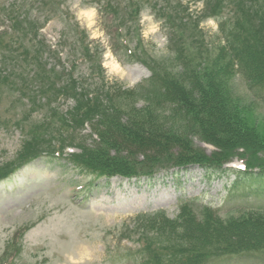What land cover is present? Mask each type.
Returning a JSON list of instances; mask_svg holds the SVG:
<instances>
[{"label":"rangeland","instance_id":"1","mask_svg":"<svg viewBox=\"0 0 264 264\" xmlns=\"http://www.w3.org/2000/svg\"><path fill=\"white\" fill-rule=\"evenodd\" d=\"M12 8L18 9L17 23L27 24L0 42V178L7 176L0 180V264L164 263L198 251L187 246L196 239L189 230L196 232L205 251L226 252L225 239L235 245L229 250L246 251L189 264H264V178H259L260 173L240 178L229 172L244 169L237 157L218 171L205 168L221 162L215 157L218 148L209 144L207 128L199 123L200 116L189 113L182 130L176 127L179 118L161 124L175 142L171 159L191 156L200 161L148 178L107 177L65 160L71 154H83V145L96 150L97 137L90 123L78 129L63 127L60 118L76 106L74 99L48 102L37 95L39 82L34 80L44 65L48 71L55 68L59 75L53 78L59 79L65 69L70 70L71 57L85 52L93 60L79 65L73 79L95 73L105 86L117 83L132 89L151 77L145 63L167 82L183 74L197 79L207 91L210 83H217L211 62L222 40L219 22L231 21L232 27L252 37L253 29L264 25V0H0V9ZM2 17L0 13V33L11 24L6 17L3 26ZM118 44L134 54L129 63L124 53L117 55L114 50ZM57 52L61 60L55 59ZM24 73L31 79L33 99L17 89ZM68 78L61 83L66 85ZM220 82L226 84V98L240 111L236 116L239 133L234 132L238 139L231 136L235 139L228 144L232 149L225 150L224 156L247 152L252 154L251 161L264 163V98L252 94L240 73ZM150 92L137 94L142 100L135 108H145L148 100L151 109L159 110L158 105L168 115L169 106L156 105ZM195 96L199 98L200 93L196 91ZM102 110L98 112L103 121L116 120L117 125L136 131L127 116L107 113L105 106ZM60 129L74 131L64 143L58 138ZM72 136L73 141L78 138L75 145H69ZM62 145L63 153L53 155L55 146ZM184 145L188 149L180 152ZM138 147L127 150L122 144L110 145L107 154L115 156L112 150H116L117 157L134 165L144 156L157 164L167 153ZM38 151L43 155L37 156ZM181 203L188 204L196 222L180 218ZM159 212L170 225L155 229L159 221L153 216ZM248 215L260 219L253 223ZM149 255L155 259L151 261Z\"/></svg>","mask_w":264,"mask_h":264},{"label":"trees","instance_id":"2","mask_svg":"<svg viewBox=\"0 0 264 264\" xmlns=\"http://www.w3.org/2000/svg\"><path fill=\"white\" fill-rule=\"evenodd\" d=\"M17 12V8H12L10 10L2 9V25H6V17L11 20V24L5 31H2L0 33L1 44L3 43L2 40L9 33H12L13 30L16 31L17 28H21V26L27 24V21H24L26 22L25 24L24 22L17 23V19L19 18L18 17L15 19ZM213 18L216 17L213 16ZM231 24L232 22L227 20H221L219 22L218 30L222 35V40L219 42L220 44L217 46L215 56L213 57L211 62L212 75L215 77V80H217V83L216 81L214 84L210 83L207 86V91H203L201 89L197 79L189 76L185 77L183 74L180 76L173 75V77L171 76L172 78L170 82H167L160 77L159 73L154 71L155 69L150 68L145 63L143 64L150 70L152 76L148 80L140 83L132 89L126 90L117 83H112L109 86H105L103 85V82L100 83V74L96 75L95 73H92V77L89 76L87 78L77 80L73 79V74L74 72H76L79 65L86 63L89 60L91 63V60H93V58H91L88 54L85 55V52L79 57H75L76 54H74L73 57H71L73 60H69L70 70L67 71V69H65L66 73L62 72L60 78L57 80L53 78V74L59 75L55 68L48 71L46 70L44 65L40 73L35 72L36 79L34 80L39 82L37 95L38 93H40L44 98L47 97L46 99L48 102L51 99V101H55L56 98L74 99L76 106L70 113L64 114L60 118V123L63 125V127H69L71 129L72 127H74L75 129H78L84 123H90L93 128L92 131L97 137V143L103 145V147L101 146L102 148H98V144V147H96L97 151L92 150L86 145H83V154L70 155V158L68 160L73 163L76 168H81L83 170L96 173L101 172L103 173L102 175L107 177H152L156 172H159L163 169L182 168L183 166H186L188 162L191 163L200 160L193 161L191 160L193 159L191 156H184V159L180 160H177L176 158L171 159L173 158L172 152L174 151L173 146L175 142L172 141L173 138L170 137L169 133L167 132L166 126H163L161 124L168 120H171L173 123L176 122V118H179L178 120L180 122L178 121L176 127L178 128V130H182L186 126L187 115L191 113L193 117V115H195L196 113L201 118V122H198L207 128L206 132L208 133L207 136L210 140L209 144L218 148V152L215 154V157L219 159L217 160V162H221L216 163L218 166L204 165L205 168L218 171V168H222L224 164L230 162L231 157H237L244 162L245 170L235 171L231 169V171L229 172H236L240 178H251L258 176V173H260L261 176L259 175V178H264V163H258L256 162V160L251 161L252 154L246 152L245 154L242 153L240 155L235 154L233 156L229 155V157H226V155L224 156V154L226 153L225 150H229V148L232 149V147L228 146V144H231V141L235 140L234 138H237V136L239 135L234 134V132L239 133L238 131L240 129V125L237 128L236 124L240 122L238 118H236V116L238 117V112L240 111L237 109V107H234L232 105V100L226 98V84L221 83L220 81L226 82L229 79H233L237 75V73H240L243 78L249 83L252 94L254 96H261L262 98H264V25L261 26L262 28L256 29L255 31L253 29L252 37H250L245 30L238 29L237 27H232ZM116 47L119 52L124 50V48L119 44ZM38 55L41 56L42 60V52H39ZM59 55L60 52H57V54L55 55L56 60H61ZM133 55L130 54L129 56ZM126 56L129 57L128 53L126 54ZM38 60L39 58L37 56L36 61ZM188 60L191 62L190 58H188ZM64 77H69L66 85L64 84V82L61 83V80L64 79ZM20 78L23 80V82L21 83V87L17 86V89L26 91V94H24V96H29L30 99H33V96H35V92L31 89L32 84L28 83L31 79L27 76L26 73H24ZM79 88L81 89V91L77 92ZM144 90L151 91L150 93H152L156 98V105L157 103L168 105L169 114L166 115V111L162 110L163 107H159L158 105L157 108L159 110L151 109L152 101L149 102L148 100L146 101L147 106L145 108L136 109L135 106L140 100H142V98L137 96V94L140 91ZM196 91L200 93V96L197 99L194 98L196 97ZM206 93H208L209 96H207ZM141 94V96H143V93ZM213 94L214 96H212ZM95 102H97L96 105L94 104ZM104 106L106 107L107 113L113 111L115 115L121 114L127 116L130 123H132L131 125L136 129V131H128L125 127L117 125L119 121L116 120L113 121L114 123H109L107 121L108 119L103 121V119L101 118L103 117V115L102 113L100 114L98 110L102 112ZM172 109V112L169 111ZM231 128L233 130H230ZM234 128L238 130H234ZM60 130L61 131L59 132L60 134H58V138L62 141V143L66 142L65 138H67L68 135L74 132L70 129ZM140 133H143L147 136L149 135L154 139H146L145 136L141 135ZM231 136H233L234 138L232 139ZM73 138V136L70 138L72 140H70L69 145H75L76 141L78 140V138L76 137L73 141ZM119 144H122V147L127 150L136 148L138 145V148L142 150L144 148L149 149L152 147L155 150L167 151V153L162 156V159H160L163 161L160 162L159 160L157 164L149 163V159L144 156V158L137 161L136 164L131 165L127 162H123V158L121 159L120 157H117L116 150H112L115 152V156L107 154L108 146H118ZM63 147V145L55 146V149H53V155L60 156L63 153ZM188 147L189 146L184 145L181 146L179 150L180 152H184L188 149ZM242 149L245 150L244 148ZM36 155L42 156L43 152L38 151ZM101 156L102 159L100 158ZM201 158L202 157L200 156L199 158L198 156L194 157V159ZM6 177L7 176L1 177L0 180L5 179ZM238 184L239 183H236V185ZM187 208V203L180 204V218H182L183 220L193 218ZM260 212H263V210H261ZM162 213L163 212H159L155 214V216H153L156 218L157 222L159 221L158 223L155 222L157 223V228L155 227V229H161L163 228L162 226L170 225L169 221L165 222V219L161 217ZM150 218L152 217H149V219ZM249 218H251L250 220L253 223H256L260 219L259 216L254 217L248 215L247 219ZM149 219L148 221H150ZM193 221H195V218H193ZM198 228L199 227L197 225V230ZM188 233L190 234V237L192 236L196 239L193 242H187V246H189L190 244L193 249L197 248L198 251L195 250V252L197 253L194 252V255L181 259L168 258L164 263L157 262L154 264H189L190 262L203 263L204 261L211 260V258L226 259V256L246 252L244 250H229V248H232L235 245L231 244L232 242H229L227 239H225L224 241V243L226 242V244L223 245V247H226V249H224V251L226 250V252H222L221 254H217L216 252L212 253L211 251L208 252L205 251L207 250V248L205 247V244L198 239L199 237H197L196 232H192L189 230ZM173 236L175 235L172 234V237ZM170 238L171 237H169V240ZM178 239H180L181 241L185 240V238H183L182 236H179ZM149 258H151V261L152 259H155L151 255H149Z\"/></svg>","mask_w":264,"mask_h":264}]
</instances>
